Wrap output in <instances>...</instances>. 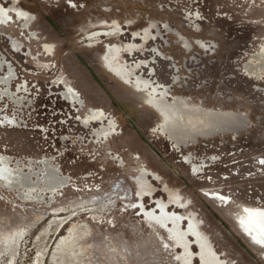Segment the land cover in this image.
Segmentation results:
<instances>
[{
	"label": "rangeland",
	"instance_id": "1",
	"mask_svg": "<svg viewBox=\"0 0 264 264\" xmlns=\"http://www.w3.org/2000/svg\"><path fill=\"white\" fill-rule=\"evenodd\" d=\"M21 11L26 29L9 23ZM109 46L117 65L146 68L138 80L157 94L228 114V128L175 143L153 91L111 75ZM263 46L264 0H0V61L17 74L13 92L29 86L25 105L0 97V156L40 186L52 168L67 180L34 202L0 182V264H207L198 249L209 264H264L245 223L264 208V76L246 69ZM94 109L116 124L108 138L100 121L84 125ZM163 214L198 249L181 247Z\"/></svg>",
	"mask_w": 264,
	"mask_h": 264
},
{
	"label": "bare ground",
	"instance_id": "2",
	"mask_svg": "<svg viewBox=\"0 0 264 264\" xmlns=\"http://www.w3.org/2000/svg\"><path fill=\"white\" fill-rule=\"evenodd\" d=\"M8 19H9V23L15 22L16 24V22H20L23 25L24 29H26L32 22L33 17L32 15L24 11H21L20 14L15 17V19L14 18L10 19V17H8ZM105 36L106 35H101L100 38L105 37ZM97 38H99V36ZM36 39H38V36L35 39L34 38L30 39V41L32 40L36 41ZM137 53H138L137 51L132 50L127 56L128 57L131 56L134 58L137 55ZM116 55H117L116 51L112 50L111 46H109L107 54H106V59H107V63H108L110 70L113 73H115V74L113 73L111 74V71H110V74L113 75L115 79L122 78L124 80L123 82L126 84L132 81L131 77L133 76L134 77L133 80H136L140 92L147 91V93H150L153 91L152 96L156 98H154V100L151 101L150 105L155 108V111L161 117V127L159 131L164 133L165 136L167 135L171 140L175 141V143H177L178 145L186 143L188 140H190L192 144L190 143L189 146L191 145L194 146L193 144H195L196 140L199 137L204 138L203 140H205L206 138L208 139L211 135H213V133H215L213 131L214 129H212L213 127H216V129H220V130H224L225 128H228V123L230 122L229 120L230 116L228 114L212 115L206 110H203L201 108L199 109L193 106L192 107L186 106L185 101L180 102V100L182 99L178 98L179 95L177 97L173 96V99L175 101L171 103V101L169 100V96H168V94H170L169 92L170 90H168V88L165 87L164 89H160L161 90L160 93L157 94L159 92L157 89L155 90V88L150 87V84L144 83L143 80H138V75L144 72L146 68L142 66L139 70L138 65H136V67H133V64H132L131 65L132 67L129 69L127 66L117 65L116 63L117 59L115 58ZM256 56L254 58H256ZM257 58H258L257 59L258 64L256 66L248 65L246 66V69L252 75H255V77H257L258 79H262V77L264 76V52L261 54V56ZM0 63H1V68L3 67L5 71V74H3L5 76L0 79V97L2 98L9 97L14 101L15 104L25 105L23 102L25 98L23 99L20 98V95H23V96L28 95V91H29V86H27L28 84H24V86H19V88H17V90L13 92L11 90V86L13 85L14 81L17 80V77H16L17 74L15 73L14 69L9 65V63L6 62L5 57L1 59ZM128 63H130L129 60H126V64ZM137 70L139 71L137 72ZM260 73H262L263 75L260 76L259 75ZM162 90H165V91H162ZM70 92H71L70 96L72 97V99H76L77 96L75 92H73L72 90H70ZM159 97H161V99L157 100V98ZM92 113L93 114L90 115L88 119L84 122V125L87 127L91 120H94V121L98 120L101 123L99 125V128L95 132L96 136H98V138L99 137L108 138L110 135H112L114 131L116 130V124L113 121H108V124L104 122L106 118L105 111L102 109H96V110L94 109ZM2 119L7 125H10L12 127L17 125L16 119H13V118L11 119L7 115L3 117L1 115V120ZM11 164H12L11 158H9L8 156L7 157L0 156V182H2L4 186L9 188L10 190L12 189L19 190L20 196L24 199H27V201H31V202L40 201L42 199L43 193L44 194L48 193L53 196L56 193L63 190L67 185V180L60 179L58 177V173L53 168L50 170L47 167V171L48 169L50 171L47 173V175L44 176V180H45L44 184L40 186L39 181L35 183L34 179H32V175L23 173V170L18 169L17 166H16L17 169L12 168ZM197 169L198 168H196V170ZM220 193L221 191H215V193L212 194L213 198L216 199L220 197L221 199H223V201H225V199L227 198L218 196V195H221ZM229 206H231V204ZM229 206L227 207L229 208ZM159 211L160 213L162 212L161 209H159ZM175 211L179 212L180 210L175 208ZM250 212H251L252 217H248V220L245 221V223L248 225L247 226L248 234L251 240L253 241L254 246L259 247V249H264V208L263 209L255 208ZM163 216H164V219H162L163 222H160V225L164 227L166 232L172 234L173 230L172 228H170V225H173L176 231L180 230L179 233L185 234L182 240L184 242L182 241L180 242L179 239L176 240L180 242L181 247H183L185 250L186 248H190L192 250L194 249V247L197 248L196 243L193 246H189L191 245L190 243L194 239L191 237L192 235L189 232L188 233L185 232L186 230L184 227L179 226L178 222L175 221L173 218L165 217L164 214ZM211 238L213 239V241H216L214 240V237H211ZM71 240L72 238L71 239L69 238L68 241L67 240L64 241L66 247L69 245H72L73 241ZM198 251L200 252L198 256L200 257L203 256V258L207 259L206 263L209 264V260H208L209 258H207L208 257L207 253L200 249H198ZM231 256H232L231 254H227L225 257H215V256L211 257L210 256V258L215 259L218 262V264H221L222 260H227ZM223 264H225V262H223Z\"/></svg>",
	"mask_w": 264,
	"mask_h": 264
}]
</instances>
